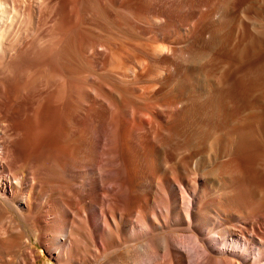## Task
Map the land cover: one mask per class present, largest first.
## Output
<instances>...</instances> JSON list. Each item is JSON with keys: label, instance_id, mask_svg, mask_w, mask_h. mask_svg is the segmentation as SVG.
Instances as JSON below:
<instances>
[{"label": "bare ground", "instance_id": "6f19581e", "mask_svg": "<svg viewBox=\"0 0 264 264\" xmlns=\"http://www.w3.org/2000/svg\"><path fill=\"white\" fill-rule=\"evenodd\" d=\"M53 1L0 0V77L12 81L6 85L0 79V264H38L36 246L47 264H264V149L254 148V113L243 116L264 97V14L255 20L246 14V23L237 29L244 48H225L230 58L223 53L215 58L219 41L226 38L230 46L238 12L249 0L217 1L216 13L224 21L211 27V41H204L211 49L197 53L210 57L211 77L222 66L238 63L240 52L260 55L245 69L233 68V78L225 82L226 71L219 85L174 86L156 78L150 67L141 71L143 63L157 67L168 61L167 55L160 59L165 53H177L170 47L150 53L149 37L145 46L136 38L121 47L112 44L107 57L112 69L106 76L92 74L83 82L75 71L71 82L66 72L72 67L51 68L56 60L46 50L43 28L52 18ZM160 2L163 7L147 3L140 9L123 4L160 20L165 15ZM61 16L52 19L53 33L62 39L61 60L73 52L90 54L91 65L107 62L109 47L81 46ZM37 24L43 34L35 41ZM145 28L143 35L149 36L160 30ZM36 42L42 50L31 62L28 55ZM169 64L158 67L165 73ZM18 95L34 109L65 99L60 149L30 159L9 149V138L23 129L10 115ZM76 133L79 139L64 144Z\"/></svg>", "mask_w": 264, "mask_h": 264}, {"label": "rangeland", "instance_id": "374dc122", "mask_svg": "<svg viewBox=\"0 0 264 264\" xmlns=\"http://www.w3.org/2000/svg\"><path fill=\"white\" fill-rule=\"evenodd\" d=\"M77 1L78 0H68V1L67 0H61L62 3H59L60 2L59 0H54L53 1V3L55 4V6L53 7L54 10H53V13H51V15H50V17H52V18L47 20L49 22L46 23L47 28L45 27L46 25L43 28L44 34L42 32V29L40 30L39 24H37L36 26L34 25V29H35L36 34L34 32L33 34H35V35L32 34V36H31L35 40V39H37L38 34L41 35V33H42L47 38L46 50L48 49V51H47L48 58H49V56H53L54 60H56V62L54 63V65H52L51 68L57 69L58 67H61L63 64L65 66L67 65V67L69 66L68 68L72 67L70 70L67 69L69 72H66V74H70V75H66L67 76L66 81H68V80L71 82L75 81V78H73V75H72V72L74 74L75 71L77 73V79L76 80L83 81V82L85 79H87L88 81H91L92 80L91 79L92 74L93 75L97 74V77H100L101 75L103 77L106 76L107 71L112 69V64L110 62V59L108 60V58L111 56V53H112V50H110L112 44L115 45L116 47H121L120 45L124 46L125 42L134 43V41H136V39H138L137 41H140V39H141L140 44H142L143 46H145L146 42H148L147 46H146V48H147L146 50H149L150 53H152L151 50L153 48L154 49L158 48V50H166V51L170 50V48H176L177 49L176 55H174V56H173V54L169 55V54H171V52H169V54L165 53V56L160 58V59H163L167 55V58H168L167 60L170 62V64L168 61L164 64L160 63V65H162V66H164V65L166 66V64L168 66V64H169V69L167 70V72L165 71V73L163 72L165 66L164 67L161 66L162 68L160 67V69L158 67V66H160L159 64L155 65L157 67H152L153 63L150 61L145 62L141 65V71H144V68H146V67H150L151 70L154 71V76L156 78H158L159 80L161 79V81H163V82L168 81L169 83L171 82V84L174 83L173 84L174 86H177L180 84L191 85L195 81L196 82L198 81L199 85H201V86H207V85H212V84L213 85H216V84L219 85V84H221L220 82H222V81L224 82L221 75H223L226 71L230 70V71H228L229 72V75H228L229 78L227 77V79H225V82L227 80H229V79L231 80V78H233L232 73L235 72V69H239V68H240V70L243 68L245 69L246 65L244 66V64H247V62L249 64V61L250 62L254 61V63H257L259 61L257 59H260V57H259L260 55L250 56L247 52H244V51L240 52L243 54H240L241 56L238 54V56H239L238 63L232 61L233 63L231 62L232 65H230L231 68L228 64L222 66L221 67L222 69L221 68L219 69L221 71H218L217 76L211 77L212 76V68L210 65H212V63H210L211 61L210 62L208 61V59L210 57L206 58L205 54H197V53L200 50H203L207 53L209 51V48L211 49V47L207 48L208 46L206 45V43H208V41H211L210 35L214 32V31H212V28H213V30H215L216 25L221 26V23L224 21V19H222V17L218 16V14H217L218 10H219L218 9L219 3L217 2L218 0H186V2L184 4H180L178 2L167 0V1L171 2V3H169L166 1L168 3L167 6H166L165 2H163V1L160 2L159 0H157V1L156 0H154V1H152V0H121V1L109 0V3H108V0H92V1L90 0L89 1L90 3L87 0H81V4H80V0L78 2ZM82 1H85V2H83L84 3L83 6H82V4H83ZM67 2H70V3H67ZM149 2H150V4H149ZM154 2H155V4H154ZM156 2H157V4H156ZM159 2L163 3V4L165 3L164 4L165 5V15L161 16L160 20L157 18H156L157 20L154 18H149L150 15L148 13L144 12L145 13L144 14L143 12H141V11L138 12L136 10V8L140 9L144 5H147V3H148V5H153L157 8L163 7V5H161V4L158 5ZM123 3L124 4L130 3V4L134 5L136 8L135 7H131V8L127 7L126 8V6H124ZM69 4L71 5V7ZM104 8H106V10ZM104 10H105V12H104ZM106 11H108L109 14ZM166 11H168V12H166ZM134 12H137L138 14H136ZM63 13H65V14H63ZM104 13H106V15H104ZM73 14H76L77 18ZM141 14H143V16ZM246 14L248 16H253L254 20H255V17H258L259 14H264V0H249L247 3H245L244 7H242L238 12L237 22H236V25L238 26L236 28L237 32L235 31V34H234L233 40L231 41L230 46H228L229 44H228V41L226 40V38L222 39L224 41L218 42V44H217L218 46L216 47L217 49L216 48L214 49L215 56H214V52H213L212 56H214L216 58V56L223 53L225 60H228L230 58L229 56H231V55H229V52H227V50L225 48H230L232 46L234 48L237 46V44H240L242 46L241 47L242 49L244 48V45H246V41L242 40V37H240V34L238 33L237 29H239V27L242 23H244V24L246 23V19H245ZM146 15H149V16H147L148 19L145 17ZM58 16L62 17V21H63L62 23L67 28L71 27L74 29V31L77 33V34L75 33L74 38L79 41V44H81V46H83L85 44L107 45L109 47V50L107 51V54L104 56V58L107 59V60H105L107 62L103 61L104 63H100L98 65L97 64L91 65L90 61H88L89 58L91 57L90 54H88L87 57H84L81 54H78V53L75 54L73 52H71V54L68 52V53H66L67 55H65L68 58L73 57L72 60L70 58L71 61L67 57H63L64 59L67 58L66 60H64V61L61 60V57H59L60 53H58V52H59V44H61L62 39L59 42L58 37L57 36L55 37V35H56L55 33H57V31H56L57 26L55 25L54 22H52V19L54 20ZM209 17H211V18H209ZM104 18H105V20H104ZM154 22L156 23V25ZM167 23H168V27H167ZM48 24H50V25H48ZM170 24H172V25L169 26ZM136 25H138L139 27L138 26L136 27ZM50 26H51V28H50ZM134 26L136 27V30L134 32L138 33V29H139V34H135L133 32V30H131L132 28L135 29ZM140 26L143 27V29H141ZM145 26L147 29H152L151 27H153V28L155 27V29L157 28V30L160 29L159 31L155 32L156 34L154 32H152V34H154V35L150 34V36H153V37L155 36L153 38V40L149 36V33H147V32L145 33V31H144L145 35H143L142 31L144 30ZM170 27H172V28H170ZM36 28H38V29H36ZM52 29L54 30L55 33H53ZM163 29H164V31H163ZM141 32H142V34H140ZM159 32H160V34H158ZM141 35H142V38L144 36L143 41H142ZM52 36H54V37L52 38ZM68 37H66V38H68ZM147 37H149V39L151 40V41L149 40L150 44H149V41H146V42L144 41V40H148ZM254 37H256L255 31H254ZM125 38H127V39L125 40ZM108 39L110 41H108ZM111 39H114V40H111ZM35 41H37V40H35ZM144 43H145V45H144ZM204 46H206L205 48L207 50L204 48ZM97 47L98 46H96V50L99 52L100 50H98ZM32 48H31L30 53L28 55L30 57L29 59L31 60V62H33V60L38 58L39 54H41L40 51H38L41 48L39 47L37 42L35 43V46ZM34 51L35 52L37 51L38 53L35 54ZM225 51H226V53H225ZM33 53L35 55H33ZM79 55H80V57H79ZM192 55H193V57H191ZM33 56H34V58H33ZM31 57H32V59H31ZM74 57H75V59H74ZM135 57L138 59L141 57V55L137 56V53H135ZM179 57H180V59H179ZM190 57L192 59H190ZM249 57H250V59L248 60ZM59 58H60V63L58 61ZM211 58H213V57H211ZM172 59H173V61H172ZM17 60H18V62L20 61L19 59H17ZM67 60H69V61L67 62ZM73 60H74V62H72ZM241 60H242V62H241ZM36 61H37V59H36ZM65 61H66V64L64 63ZM105 63H106V65H105ZM150 63L152 64L151 66H149ZM235 63L237 66L235 65ZM241 64H243V65L241 66ZM70 65H72V66H70ZM73 65H75V67L76 66H78V67H76V69H74ZM95 65H96V67H95ZM219 65H222V63H220ZM123 66H125V65H123ZM123 66H122V69L124 70L125 67L123 68ZM206 66H208V67H206ZM227 66L230 69L227 68ZM106 67H107V69H106ZM223 67H226V68H223ZM48 68H50V67H48ZM61 68H63V66ZM61 68H58V69L60 70ZM104 68L106 69V72H105ZM233 68H235V69L233 70ZM80 69L82 70L81 74H83V72H84L83 75L79 74L81 72ZM203 69H205V70H203ZM67 70L65 68V71H67ZM65 71H63V72H65ZM159 71H160V73H159ZM155 72H157V73H155ZM201 72H203V73H201ZM87 73H89V75H87ZM204 73H207V75H208L207 79H205V77L203 75ZM78 75H80V76H78ZM219 76H220V78H219ZM71 77H72V79H71ZM103 77H101V78H103ZM200 77L202 78V80ZM9 78L10 77H8V79L6 80V79H2L0 77L1 80H4V82H7L6 85H9V83L12 82L11 79L9 80ZM195 79H197V80H195ZM220 79H222V80H220ZM163 96H167V93L165 92L163 94ZM17 97H20V98H17ZM0 100H2V98ZM29 101L30 100L22 98L20 95L15 96V98L12 102L13 103L12 107L10 108V115H12L16 119V124L20 123L19 125L23 129H22V131H20V133L15 134V136L14 135L11 136L8 140L9 149H14L16 151V152L14 151V153H17V155H18V156L16 155L17 157L27 158V159L42 155L43 152H45L49 149H60V147H61L60 143H61V139H62L60 137L62 135H60L59 133H61V130L64 127L63 122L65 124V118H64L65 117V109L63 107V105L65 103L64 98H61V99L55 98L51 103H48V104L44 105L43 107H39L37 109H34L33 107L31 108V104ZM47 106H48V108H47ZM27 107H28V109H27ZM32 109H33V111H32ZM250 113H254V139H255L254 144L257 141V143L254 145V148L256 146L255 149H264V147H263L264 146V141H263L264 140V123H263L264 122V97L261 98L260 101H258L254 105L253 110H248V111L244 112L243 116L246 117ZM24 122H26V123H24ZM174 127H175V125L171 126V128L173 130H177V128H174ZM58 135H60V136L58 137ZM79 136H80L79 133L77 135L74 134L71 136V139H69V140L63 139V140H65L63 142H64V144H68L69 142H70V144L74 143V141L79 139ZM75 138H77V139H75ZM260 140L262 142H260ZM67 141H68V143H67ZM36 249H37L36 254H38V256H39L38 264H47V261H49V260L46 256V254L37 246H36Z\"/></svg>", "mask_w": 264, "mask_h": 264}]
</instances>
